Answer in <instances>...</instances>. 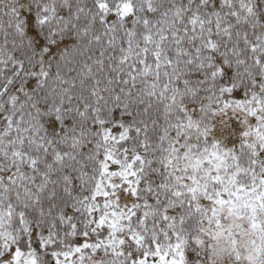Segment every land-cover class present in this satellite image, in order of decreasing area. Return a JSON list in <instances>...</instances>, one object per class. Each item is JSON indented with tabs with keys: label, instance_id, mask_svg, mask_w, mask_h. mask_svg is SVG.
Segmentation results:
<instances>
[{
	"label": "trees",
	"instance_id": "obj_1",
	"mask_svg": "<svg viewBox=\"0 0 264 264\" xmlns=\"http://www.w3.org/2000/svg\"><path fill=\"white\" fill-rule=\"evenodd\" d=\"M230 105L264 118V0H0V264H201L207 207L177 169ZM107 157L126 203L96 196ZM228 161L264 207V131Z\"/></svg>",
	"mask_w": 264,
	"mask_h": 264
},
{
	"label": "rangeland",
	"instance_id": "obj_2",
	"mask_svg": "<svg viewBox=\"0 0 264 264\" xmlns=\"http://www.w3.org/2000/svg\"><path fill=\"white\" fill-rule=\"evenodd\" d=\"M212 130L216 148L209 158L189 161L177 169L183 183L195 196H200L207 207L209 219L202 224L198 238L203 251L201 264H264V207L261 191L258 187L237 186L234 184V174L227 175L224 172L227 175L225 177L221 173V169L230 163L228 159L234 138L243 136L253 142L264 131V118H260L258 112L248 114L230 105L217 113ZM102 171L106 177L96 196L105 199L108 196L107 188L124 185V190L118 193L120 203L130 201L135 181L128 170L113 165L107 157ZM199 172H202L200 177ZM209 176L226 181L215 198L204 196L208 191L203 179ZM174 255L167 264H180V254L175 250ZM74 260L82 263L77 252L62 257L59 262L74 264ZM1 264H33V258L14 251Z\"/></svg>",
	"mask_w": 264,
	"mask_h": 264
}]
</instances>
